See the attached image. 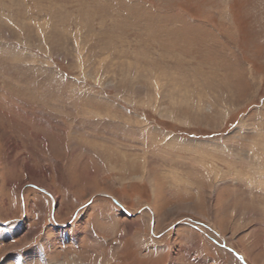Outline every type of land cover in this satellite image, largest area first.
Returning a JSON list of instances; mask_svg holds the SVG:
<instances>
[{
    "label": "rangeland",
    "instance_id": "374dc122",
    "mask_svg": "<svg viewBox=\"0 0 264 264\" xmlns=\"http://www.w3.org/2000/svg\"><path fill=\"white\" fill-rule=\"evenodd\" d=\"M0 264H264V0H0Z\"/></svg>",
    "mask_w": 264,
    "mask_h": 264
}]
</instances>
